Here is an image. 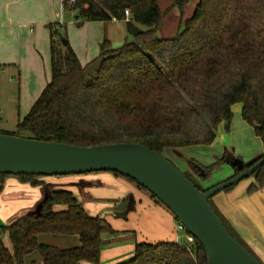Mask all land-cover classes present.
Returning <instances> with one entry per match:
<instances>
[{
    "label": "trees",
    "instance_id": "trees-1",
    "mask_svg": "<svg viewBox=\"0 0 264 264\" xmlns=\"http://www.w3.org/2000/svg\"><path fill=\"white\" fill-rule=\"evenodd\" d=\"M71 1L63 0V7L75 12L79 27L85 22L130 19L143 31L119 48L105 39L99 55L83 65L69 42L56 41L57 29L49 25L51 80L19 120L15 136L76 146L137 143L163 154L167 148L211 145L222 123L229 131L232 107L240 103L242 118L264 146V0H200L193 16L169 38L157 34L162 20L158 0ZM171 1L181 11L190 2ZM237 160L242 159L225 150L210 166L191 160V172L184 173L206 192L213 186L205 189L199 180L208 181L212 168L223 163L240 174ZM100 172L113 173L148 191L123 174ZM10 176L32 186L45 185L47 193L38 213L25 214L10 224L0 222V264H26L34 253L41 264H100L104 235L114 232L106 218L90 215L71 191L40 180L47 176L0 173V193ZM251 177L248 195L264 187V164ZM213 197L211 207L236 238ZM133 210L135 206L128 214ZM187 233L192 242H138L134 256L119 264H209L204 247ZM41 234L77 236L80 245L58 248L40 242Z\"/></svg>",
    "mask_w": 264,
    "mask_h": 264
},
{
    "label": "crops",
    "instance_id": "crops-1",
    "mask_svg": "<svg viewBox=\"0 0 264 264\" xmlns=\"http://www.w3.org/2000/svg\"><path fill=\"white\" fill-rule=\"evenodd\" d=\"M64 11L63 0H0V72L8 71L9 74H15L20 81L18 94L13 90L7 93L0 91V120H3L1 116L7 118L6 116L11 112V109L9 110L11 104H18L16 107L17 121L23 119L51 80V30L49 25H55V28L59 29L62 22L58 21L57 17ZM110 22L120 21L112 20ZM102 26H104V22H85L79 29L81 36L79 46L84 54L78 52V46L74 44L72 38L68 41L83 65L92 61L94 57L96 58L100 51V44L106 37H109L101 31ZM125 41L127 42V40ZM222 124L218 129L222 128ZM263 153L264 149L256 151L245 163L251 162ZM190 169H192L190 165L184 168L185 171H190ZM233 174L234 172L231 171L222 181L231 178ZM40 180L54 189L71 191L92 216H100L101 211L112 205V202L102 204L104 207L102 210L100 208L102 205L90 204L93 200L98 201L102 197L101 190H116L119 193L117 196L119 195L118 197L122 200L133 194L136 199L135 209L137 206L140 209V205L145 204L149 207L152 206L159 215L163 214L168 224L173 226V221L176 220L173 214L170 215L163 209H159L151 196L138 191L139 195L129 182L109 173L47 176ZM253 182L254 180L249 178L248 182L238 187L235 186L227 193L220 192L212 198V202L225 219L242 234L252 249L264 257V187L256 193L248 195L247 190ZM46 193L45 185L32 186L29 183L21 182L14 176L7 177L0 193V218L6 221L5 224H10L17 218L37 210L45 199ZM110 197L112 195H109ZM99 210L101 211L99 212ZM127 219L129 220V215ZM177 224L178 222L176 226ZM157 226L161 229V234L167 231V228L165 229L161 224ZM106 235L108 234H105L104 237ZM38 238L43 243L65 248L78 243L76 240L70 242L67 239L58 241V239L46 235H39ZM163 238L164 241L173 242L175 240L171 232ZM110 244L104 245L102 249L101 261L104 264H107L106 262L109 260V263H112L122 253L130 252L129 255L132 256L136 241L128 243L129 247L125 248L124 245H119L116 242ZM6 245L10 248L8 244ZM132 257L127 258L126 261ZM32 263L41 264L40 256L32 254L27 257L26 264Z\"/></svg>",
    "mask_w": 264,
    "mask_h": 264
},
{
    "label": "water",
    "instance_id": "water-1",
    "mask_svg": "<svg viewBox=\"0 0 264 264\" xmlns=\"http://www.w3.org/2000/svg\"><path fill=\"white\" fill-rule=\"evenodd\" d=\"M126 26L132 36L143 31L130 19ZM62 43L66 45L68 40L62 39ZM255 160L249 163L237 160V168L243 170L240 174L203 192L163 154L141 144L76 146L0 133V173L56 176L114 171L123 174L142 185L172 212L204 247L209 264H262L230 234L209 203L211 197L251 177L264 164L263 156L245 168ZM43 201L28 214L38 213ZM135 204V197L130 194L124 210H106L100 218L112 215L125 219Z\"/></svg>",
    "mask_w": 264,
    "mask_h": 264
},
{
    "label": "rangeland",
    "instance_id": "rangeland-1",
    "mask_svg": "<svg viewBox=\"0 0 264 264\" xmlns=\"http://www.w3.org/2000/svg\"><path fill=\"white\" fill-rule=\"evenodd\" d=\"M200 0H190L189 4L181 11L176 4H174L171 0H158L159 7L162 12V20L159 24L157 34L159 37L162 38H169L174 36L179 28L185 23L186 20L190 19L195 11V8ZM61 5V3H60ZM50 10V7H49ZM57 20L62 22V26L57 29L56 37L58 40L57 42L62 41L61 39H69L72 38L74 44L78 46V52L80 54H84V51L81 50V46H79V41L81 36L79 35V27L77 25L76 14L73 11H64L62 15L60 14L57 17ZM123 24H122V23ZM101 28L102 32L106 33V39L112 42L114 48L121 47L127 40V42H131L134 40V36L130 35L127 31L126 21L120 22H104V26ZM126 38V39H125ZM100 52V51H99ZM99 52L97 53L99 55ZM96 55V57L98 56ZM95 58V57H94ZM52 74V73H51ZM19 79L15 74H9L8 71L0 72V91L3 93H7L10 91H14L15 93L18 92L19 87ZM48 84V83H47ZM18 94V93H17ZM18 104H11V112L8 113L6 116L7 118L3 117V120H0V133L7 134V135H14L17 133V114L18 111L16 109ZM242 106L240 103L235 104L232 107L233 112V119L229 127V131L226 130L225 123L222 124V128L218 129L216 140L211 144L214 145H195L189 146L185 148H167L163 152V156L171 161L175 166H177L183 172H191L185 171L184 168L191 166L189 160H195L199 164L204 166H210L214 164L219 158L224 155L225 150H231L234 153V156L237 158H241L242 161L247 162L251 159L250 155L254 154L256 151L260 149H264L262 140L255 134L254 129L251 125H249L243 118H242ZM15 136V135H14ZM217 157L216 159L214 157ZM224 165V166H222ZM234 172L233 167L228 163L220 164L216 167H213L210 174V179L206 182L201 180L200 183L204 188L211 187L213 185H217L220 182H223L224 178L228 176L230 173ZM109 173V172H105ZM116 178H121L126 182H129L135 189L136 192H143L145 195L151 196L149 191H144L139 189L135 183H132L126 180L123 177L115 176ZM61 176V175H59ZM252 180L253 177H251ZM249 181V178H245L240 181L235 186H241L243 183ZM103 195L99 198L98 201L93 200L90 204L95 205H102L107 204L108 202H112V205L108 207L106 210H115L120 212L125 209L128 201V196L125 200H122L117 196L118 191L116 190H101ZM140 195V193H138ZM109 195L112 197L109 198ZM136 201V199H135ZM264 204V202H263ZM157 207L166 211V213L172 215V212L161 202H156ZM141 208L139 209L138 206L135 210L131 211L129 215V220L124 218H115L112 215H108L106 217L107 222L113 229L112 234H108L104 237V245H111L110 243L116 242L119 245H124L125 247H129L128 243H133L136 241L138 242H161L164 241L163 236L167 233L171 232L174 235V241L178 242L179 244H183L186 241V235H188L186 231H177L176 223L178 222L177 219L173 221V226L168 224L166 217L163 214H158L153 207H149L148 205H140ZM216 207V206H215ZM101 209L104 208L103 205L100 207ZM103 210V209H102ZM101 210H99L100 212ZM101 211V214L104 212ZM100 214V215H101ZM224 217V216H223ZM225 218V217H224ZM157 221H159L157 223ZM176 221V222H175ZM0 222L5 224V220L0 218ZM226 222V221H225ZM228 222V221H227ZM226 224L230 227L232 233L242 241L248 249L255 255L262 264H264V257L259 255L257 251H254L249 243L243 238L242 234L234 228L229 222ZM162 225L164 228H167V231L164 234H161L159 227L157 225ZM162 228V227H161ZM50 237H54L58 239V241H65L66 239L70 242L76 240L77 244H71L68 247H75L80 245L79 237L77 236H57L52 234H41ZM61 237V238H60ZM64 237V238H63ZM68 237V238H65ZM163 238V239H162ZM4 241L8 246L11 248V242L9 238L6 236ZM41 242V241H40ZM43 243V242H42ZM51 245L50 243H44ZM103 245V247H104ZM136 245V244H135ZM55 246V245H52ZM64 246V245H63ZM58 248H65L59 247L58 245L55 246ZM103 249V248H102ZM135 252V251H134ZM130 252L122 253L115 258L113 264H119L125 262L127 258L132 256L129 255ZM34 255H38L34 253ZM129 255V257H127ZM102 259V255H101ZM108 260V259H106ZM104 260V261H106ZM110 262H106L107 264ZM85 264H91L88 262H82ZM109 263V264H112ZM100 264L102 261H100Z\"/></svg>",
    "mask_w": 264,
    "mask_h": 264
},
{
    "label": "built area",
    "instance_id": "built-area-1",
    "mask_svg": "<svg viewBox=\"0 0 264 264\" xmlns=\"http://www.w3.org/2000/svg\"><path fill=\"white\" fill-rule=\"evenodd\" d=\"M71 2H74V0H72ZM126 14H129V11L128 10H126ZM177 231H186V228H185V226L182 223L178 222V224H177ZM192 240H193V238L191 236L186 235V241L192 242Z\"/></svg>",
    "mask_w": 264,
    "mask_h": 264
},
{
    "label": "flooded vegetation",
    "instance_id": "flooded-vegetation-1",
    "mask_svg": "<svg viewBox=\"0 0 264 264\" xmlns=\"http://www.w3.org/2000/svg\"><path fill=\"white\" fill-rule=\"evenodd\" d=\"M233 170H234V169H233ZM234 175H235V172H234L233 176H234ZM233 176H232V177H233ZM203 188H204V187H203ZM207 188H208V187H207ZM205 189H206V188H205Z\"/></svg>",
    "mask_w": 264,
    "mask_h": 264
}]
</instances>
